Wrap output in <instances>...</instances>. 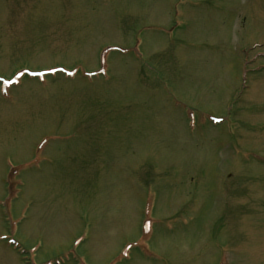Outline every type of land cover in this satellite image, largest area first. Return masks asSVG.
I'll list each match as a JSON object with an SVG mask.
<instances>
[{
	"label": "rangeland",
	"instance_id": "obj_1",
	"mask_svg": "<svg viewBox=\"0 0 264 264\" xmlns=\"http://www.w3.org/2000/svg\"><path fill=\"white\" fill-rule=\"evenodd\" d=\"M0 264H264V0H0Z\"/></svg>",
	"mask_w": 264,
	"mask_h": 264
}]
</instances>
